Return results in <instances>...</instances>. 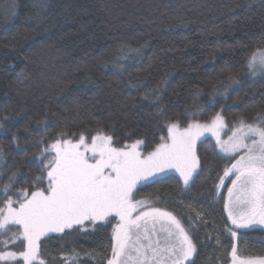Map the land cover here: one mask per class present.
<instances>
[{
  "label": "trees",
  "instance_id": "trees-1",
  "mask_svg": "<svg viewBox=\"0 0 264 264\" xmlns=\"http://www.w3.org/2000/svg\"><path fill=\"white\" fill-rule=\"evenodd\" d=\"M46 3L16 0L13 10L12 0H0V123L7 129L0 131V189L15 173L13 191H31L42 171L36 157L61 132L91 136L102 128L120 145L143 139L147 154L167 137L169 122L184 123L194 99L206 106L196 117L202 123L220 112L232 127L241 117L251 123L264 113V76L247 77L249 55L264 48V0ZM145 42L139 54L126 49L128 58H118L122 45ZM233 73L240 85L220 95ZM197 155L201 169L190 191L170 175L137 187L135 198L152 200L181 220L197 246L195 264H229L233 246L240 258H264V230L238 231L230 223L228 181L219 193L223 200L209 198L228 164L225 155L211 140L199 143ZM109 245L106 228L74 230L44 241L41 256L46 264H62L60 255L77 252L102 264Z\"/></svg>",
  "mask_w": 264,
  "mask_h": 264
},
{
  "label": "snow or ice",
  "instance_id": "snow-or-ice-1",
  "mask_svg": "<svg viewBox=\"0 0 264 264\" xmlns=\"http://www.w3.org/2000/svg\"><path fill=\"white\" fill-rule=\"evenodd\" d=\"M11 7L13 10L17 7L16 0H12ZM40 7H47L46 0H41ZM146 43L137 48L122 45L118 58H128L126 49L139 54ZM247 69L251 75L264 74V48H257L249 55ZM227 79L228 84L218 90L220 95L226 96L227 88L239 83L235 73ZM158 90L159 86L153 91ZM199 95L197 92L196 96ZM214 102L215 94L209 104ZM205 109L206 106L194 99L191 109L185 110L184 123L180 119L169 122L167 137H160V143L147 155L139 150L143 139L120 145L102 128L91 136L84 132L72 134L75 138L66 132L59 133L36 157L42 171L33 178L31 191L27 188L13 191L15 173L0 189L3 196L0 236L8 237L0 240L3 245L0 262L46 264L40 253L43 237L65 231L71 234L73 229L87 232L100 223L114 225L106 264H195L197 246L181 220L155 206L152 200L136 199L134 193L138 185L154 182L170 170L179 173L183 189L190 191L201 169L196 145L205 133L216 138L228 160L209 198L223 200L219 193L227 180L230 186L226 189L224 206L232 225L236 229L264 226V113L258 114L251 123L241 117L229 129L227 140H222L221 132L228 127L225 118L217 112L202 123L196 117ZM41 124L47 128L46 120ZM0 131H7L3 123ZM17 139L13 134V140ZM45 181L47 186L41 187ZM12 195L18 199L13 200ZM228 232L233 238L238 235L232 228ZM17 241L21 242L20 250H8L9 243ZM231 255L233 264H264V258L238 257L235 246ZM64 264H71L70 258L65 257Z\"/></svg>",
  "mask_w": 264,
  "mask_h": 264
},
{
  "label": "rangeland",
  "instance_id": "rangeland-1",
  "mask_svg": "<svg viewBox=\"0 0 264 264\" xmlns=\"http://www.w3.org/2000/svg\"><path fill=\"white\" fill-rule=\"evenodd\" d=\"M262 76H264V74L257 73L256 75H251V74L249 73V71L247 70V77L250 78V79H256V78H259V77H262ZM239 85H240V83L232 84L230 87L227 88V92H230V91L234 90V89H235L237 86H239ZM225 122H226V121H225ZM232 127H233V126H232ZM232 127L228 126V127L224 128V129L222 130V132H221V139H222V140H227V137H228V135L230 134L229 129L232 128ZM205 140H211V141H213V142L216 144L218 151H219L221 154L225 155L223 152L220 151V148H219V145H218V143H217V141H216V138H215L214 136H212L210 133H205V135L202 136L201 139L197 142V145H196V152H197V147H198L199 143H201V142H203V141H205ZM139 150L141 151V146H140V149H139ZM141 152H142V151H141ZM142 154L147 155V154H145V153H143V152H142ZM198 171H199V170H198ZM170 175H171V176H176V177L180 180V182L182 183V178H180L179 173H178V172H175V170H170V171H168V172H166V173H164V174H161L160 176L157 177V179H160V178H163V177H166V176H170ZM194 178H195V177H194ZM138 186H139V185H138ZM138 186H137V187H138ZM229 220H230V219H229ZM230 223H231V220H230ZM231 225H232V223H231ZM232 226L235 228L234 225H232ZM257 226H259V228L261 227V228L264 229V226H260V225H257ZM253 227H256V225L253 226ZM7 238H8V237L6 236L4 239H7ZM17 243H21V242H20V241H17L16 243H9L8 247H10V246H14V244H17ZM8 250H9V249H8ZM11 251H12V250H11ZM76 253H77V252L71 253V254H72L71 257H68V258H70V260H71V264H85V263L87 262V261L85 260V258L82 259V257H81V256H78V254H76ZM74 254H76V255H74ZM252 259H256V258H252ZM87 260H88V259H87ZM85 261H86V262H85ZM0 264H5V262H0ZM8 264H17V262H8ZM92 264H94V262H92ZM95 264H100V263L95 262ZM229 264H233V258H231V262H230Z\"/></svg>",
  "mask_w": 264,
  "mask_h": 264
},
{
  "label": "flooded vegetation",
  "instance_id": "flooded-vegetation-1",
  "mask_svg": "<svg viewBox=\"0 0 264 264\" xmlns=\"http://www.w3.org/2000/svg\"><path fill=\"white\" fill-rule=\"evenodd\" d=\"M144 185H145V184H144ZM139 186H140V185H139ZM139 186H138V187H139ZM86 223H87V222H86ZM97 227H99V228H100V227H103V228L108 229V230H109V234H110V236H111L112 228L114 227V225H108V224H103V225H101L100 223H98V224L95 226V228H97ZM253 228H259V226L256 225V227H252V228H250V229H244V230L251 231ZM235 229H236V228H235ZM260 229L264 230V229L261 228V227H260ZM74 230H75V229H73L72 231H74ZM89 230H91V228H90ZM241 230H242V229H239L238 231H241ZM66 232H68V231H65L64 233H66ZM64 233H49L48 236L43 237V238L41 239V241H40V245H41V247H42L44 241H47V240H49L50 238H52V237H54V236H56V235H63ZM40 253H41V248H40ZM71 255H72V254H69V253H68V254H62V255H60L59 257H60V260H61L62 264H64V258H65V257H71ZM78 256H81L82 259L85 258V256L80 255V254H78ZM108 258H110V252H109L108 256L103 260L102 264H106V260H107ZM85 260H86L88 263H92L91 261L87 260V258H85ZM86 261H85V262H86ZM94 264H95V263H94Z\"/></svg>",
  "mask_w": 264,
  "mask_h": 264
}]
</instances>
